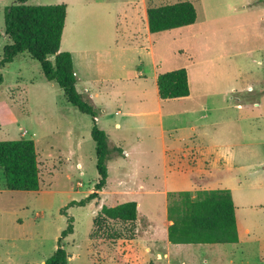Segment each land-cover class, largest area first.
Here are the masks:
<instances>
[{
    "label": "rangeland",
    "instance_id": "obj_1",
    "mask_svg": "<svg viewBox=\"0 0 264 264\" xmlns=\"http://www.w3.org/2000/svg\"><path fill=\"white\" fill-rule=\"evenodd\" d=\"M5 1V4L12 2ZM62 1L68 2V14L60 51L88 49L92 44L90 36L98 30L100 22L93 17L106 18L107 12L112 14L122 10L125 13L126 20L120 17L123 31H126L124 26H137L132 9L127 5L132 0H93L101 7L98 5L95 13L82 14L79 20L69 4L73 0ZM174 1L177 0H146V3L157 6ZM189 1L198 16L196 27L199 29L192 37L187 28L150 34L152 53L149 49L143 50L139 61L137 54L130 53L133 62L124 68L126 77L112 71L104 55L94 54V66L85 71L90 79L86 82L87 89L92 93L101 117V129L110 144L120 143L132 154L130 187L142 185L146 191H161L165 182L161 149L163 135L164 143L175 149L170 154V162L179 165L176 154L186 142L182 138L191 133L188 125L184 118L172 120L168 130L159 134L157 127L135 124L126 112H136V94L145 93L147 104H153L150 94L156 87L155 80H152L154 71L180 67L188 70V82L195 95L186 103L205 102L206 108L210 109L204 112L208 116L198 123L195 141L203 146L210 142L217 145L218 153L224 156L223 165L212 166L211 183L213 189L231 191L239 241L233 244L173 245L182 248L181 255L173 251L167 263L180 264L183 260L184 264H264V207H258L264 205V91H260L258 84L264 73L256 69L252 61L260 54L244 51L264 48L262 26L253 21L261 10L257 8L245 15L252 21L248 26L244 25L243 14L231 12L227 6L224 15L209 16L211 6L198 0ZM27 3L54 2L28 0ZM3 7L0 6V32L4 29ZM136 32L142 33L140 28ZM144 39L146 41L147 37ZM76 41L81 43L79 49L74 45ZM6 43L7 38L0 36V59ZM82 58L77 54L76 63ZM203 68L207 70L205 84L199 76ZM137 71L143 74L140 80H137ZM0 72V141L21 136L32 139L39 168V187L35 191L7 189L0 169V264L43 263L56 249L57 239L69 216L73 217V232L60 241L68 254L67 264H154L151 258L138 260L134 241H145L147 222L153 225L155 239L161 241V224L166 216L169 194L177 191L134 196L128 188L117 191L114 179H110L109 185L105 184L99 192L98 199L85 206L65 207L70 201L85 197L98 180L90 117L68 103L62 92L44 78L38 62L26 54H20L8 65L0 67ZM203 88L207 93L211 90L213 93L200 99L197 92ZM232 88L237 90L235 94L228 92ZM76 89L87 96L83 86L77 84ZM235 97L243 105L241 108L236 107ZM164 104L165 111L170 106L168 104L175 103L168 100ZM170 107L176 108L175 105ZM117 110L119 114L115 113ZM116 122L120 127H115ZM189 160L193 162L197 158L192 155ZM175 176L178 182L184 175L178 172ZM199 191L191 192L193 199L197 198ZM128 200L139 202L132 240L129 226L123 223H108L121 231L123 237L120 238L111 239L108 236L110 229L104 227L96 231L93 220L102 205L112 206Z\"/></svg>",
    "mask_w": 264,
    "mask_h": 264
},
{
    "label": "trees",
    "instance_id": "obj_2",
    "mask_svg": "<svg viewBox=\"0 0 264 264\" xmlns=\"http://www.w3.org/2000/svg\"><path fill=\"white\" fill-rule=\"evenodd\" d=\"M146 14L148 31L151 33L190 25L197 16L196 9L189 0L149 6ZM65 16L64 3L33 5L28 4L27 0H12L6 4L3 7L4 29L0 36H5L7 43L2 49L0 67L8 65L18 55L26 54L38 62L44 78L62 92L68 103L90 117V136L94 142L98 180L85 197L70 201L65 207L85 206L98 199L99 192L106 184L107 163L113 155L120 154L121 149L109 144L107 134L98 126V110L87 96L76 89V75L70 52L59 50ZM1 80L0 72V82ZM156 87L160 99L187 96L189 85L186 69L180 67L158 73ZM0 169L7 189L37 190L39 168L34 141L23 136L0 141ZM166 217L170 221L167 239L172 244H233L239 241L235 206L229 189L200 190L195 199L187 190L170 193ZM136 219L137 203L128 200L112 206L102 205L93 224L96 231L103 227L110 229L108 236L111 239L123 236L109 222L128 225L132 240ZM72 232L73 217L69 216L66 227L57 239L56 249L41 264H67L68 254L60 241Z\"/></svg>",
    "mask_w": 264,
    "mask_h": 264
},
{
    "label": "crops",
    "instance_id": "obj_3",
    "mask_svg": "<svg viewBox=\"0 0 264 264\" xmlns=\"http://www.w3.org/2000/svg\"><path fill=\"white\" fill-rule=\"evenodd\" d=\"M4 1L5 0H0V6L3 7V4H5ZM193 1L195 2L196 0ZM198 1H200L201 4L211 6V10H210L211 15L209 16L224 15L226 10L224 7L227 6V9L228 10L231 9V12L237 11L239 15L243 14L242 18H243V22L245 23L244 25H248V26L249 24L252 23V21L251 19L246 18L245 15L250 11L259 8L261 10V14L258 16V18L253 19V21L258 22L260 26H262L264 32V0H198ZM5 2H7V0ZM53 2L64 3L66 5V16L64 21V27L61 34V40H60L61 42L67 25L68 2L62 0H53ZM69 4L76 11V20L82 18L83 17L82 14L89 15V13L90 14L92 12L95 13L94 9H96L98 5H99L98 8L101 7L100 3H95L93 0H73L69 2ZM127 5H129L130 9H132L133 18L135 19L137 24L136 27L133 25H129V27L124 26L126 28V31H123L120 22V17L122 16L124 17L125 13L121 12L122 10H118L117 12H114L112 14L107 12L105 13L106 18L102 16L93 17L95 19L100 20V22L98 23V30L96 32H93L92 36H90L91 37L90 42L93 45L90 44L88 45L89 46L88 49L82 50L80 48L81 43H79V41H76L74 45L78 49L80 48L79 52H75L69 49L70 54L72 56L73 67L76 75V85L79 84L80 86H83V91L87 93V97L90 99L92 104H94V106H95V102L93 101L92 93H90V91L87 89V83H86L90 81V79H88V75L85 72L86 68L89 67L92 68L94 66V60H93V56H95L94 54L104 55L108 67L112 71L118 72V75H123L126 77L127 70H125L124 68L130 62H133L132 58H130L129 56L130 53H134L135 55L137 54L136 59L138 61L140 60V55L143 50L149 49L151 51L150 54L152 53L153 43L151 41L150 34H155V33H151L148 31L146 9L149 7V5H147L146 0H132L129 1ZM197 19L198 16H196V20L194 23L173 29H179V28L190 29L189 35L190 37H192L193 33L195 34V32H197V29H199L196 27ZM124 20H126L125 17ZM139 28L141 29L142 33L136 32L137 29ZM168 30H172V29H168ZM168 30H164V31H168ZM146 31H148L149 34L147 35L144 34L146 33ZM0 33L2 34L3 32L1 31ZM145 37H147L146 41L144 39ZM96 44H104V46L96 47L97 46ZM244 51L247 54H251L254 51H257V53L260 54L257 58H253L252 61L256 65L255 68L262 70V72L264 73V48H258L257 50H251L248 48ZM76 53L78 55L81 54L83 57L82 60L80 59L78 63H76V55H77ZM202 70L203 73L199 71L200 81L203 84H205L207 80L205 78L207 70L205 68H203ZM158 73L160 72L154 71L152 75V80L153 81L155 80V86H156V76ZM189 74L190 73L187 70L188 79H189ZM136 76L138 77L137 80H140V78L143 77V74L141 71H137ZM122 77L120 78L121 80ZM142 80H145V78ZM258 84L260 85V91H264V77L262 79L259 78ZM188 85H189V94L187 96L179 97V98H171V99H160L158 96L157 87H155L154 92L150 94L151 98L154 100L153 104L151 105L147 104L148 97L145 93L136 94L135 96L137 102L135 104L136 112H133L131 114L129 112H126V114L132 116L131 121H134L135 124L143 123L149 125L151 128L157 127L159 129V134L161 132L164 134V132L168 130L167 126L172 122V120L178 121L179 118H184L185 122L188 125V128L191 133L188 136L182 138V140L186 142L185 144H183V147H181L178 150V153L176 154L179 165H173L170 162L171 161L170 154L175 149L169 148L166 145V143H164V135H163V142L161 149L163 151L162 153L163 172H164L163 177L165 182L161 191H156V190L146 191L144 190L142 185H138L137 187H130L129 172L131 171L129 166H130V161H131L130 158L132 154L130 153L129 150L124 148L122 144L120 143L117 145L113 143L110 144V141L109 144L111 146H116V147L120 146L119 148L121 149V153L113 155V157L107 163V170H108V175H107L108 177L106 183L107 185H109L110 179H114L115 188L117 189V191L126 190L128 188L129 190H131V192H133L134 196L138 194H144L150 192L167 193L168 191H184V190L192 192L194 190H212L214 188L213 183H211V179H212L210 176L211 169L213 168L212 166L214 164L223 165L224 156L218 153L217 145H214L211 142L207 146H203L202 144L196 143L195 141L196 134L194 133L198 132L197 131L198 123L208 116V114L205 115L204 112L206 111L209 112L208 110L210 109L206 108L207 104L205 102L199 104L190 103L189 105L186 103L188 100L192 99V97L195 95L192 91L191 83L188 82ZM141 89H145V88H141ZM211 91L207 93L205 88H203V90L197 92L198 97L200 99H203V97L212 94L213 92ZM236 91H237L236 89L232 88L228 92L235 94ZM168 100L174 101L175 104H168V105L170 106L175 105L176 108H172L168 106L169 108L164 111L163 109V106L165 105L164 103H166V101ZM235 100H237L236 107L241 108L243 105L238 102L237 97H235ZM212 110L214 109H211V111ZM115 113L119 114V110H117ZM98 126L101 128V117L98 118ZM115 127L116 128L120 127V124L116 122ZM192 155L195 156L197 160H193V162H190L189 159L190 156ZM78 165L80 164L78 163ZM178 172L184 176L183 178L180 179V181L176 182L175 175ZM110 174L112 176H110ZM216 189H227V188H216ZM136 203L138 207L139 202L136 201ZM258 207H264V205H258ZM147 224H148L147 225L148 231L145 239H143L145 241L140 242L139 239H135L134 241V245L138 253L137 254L138 260H141L143 258H149V259L151 258L154 264H168L167 263L168 258L173 253V251H178L180 254V251L182 250V248H179V246H173V245H186V243L172 244L168 241L167 227L170 224V221L167 219L166 216L161 224L162 238L161 241L159 242L153 236L152 223L147 222ZM237 230H238V225H237ZM244 230L245 232H248V228H245ZM178 260H180V257H178ZM184 263L185 262L183 260L180 261V264H184Z\"/></svg>",
    "mask_w": 264,
    "mask_h": 264
}]
</instances>
